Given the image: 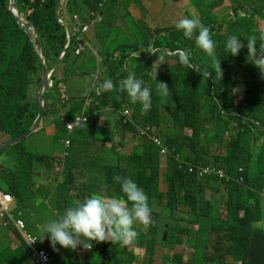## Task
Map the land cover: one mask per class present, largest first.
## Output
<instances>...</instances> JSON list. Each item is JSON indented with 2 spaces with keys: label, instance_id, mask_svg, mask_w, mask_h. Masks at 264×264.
Instances as JSON below:
<instances>
[{
  "label": "trees",
  "instance_id": "trees-1",
  "mask_svg": "<svg viewBox=\"0 0 264 264\" xmlns=\"http://www.w3.org/2000/svg\"><path fill=\"white\" fill-rule=\"evenodd\" d=\"M61 1L14 0L13 4L16 11L21 15V19L32 24L38 32L48 67H51L65 52L70 43L69 32L72 35L70 48L60 62L64 66V73L60 76L59 67H57L52 77L53 87H50L45 94L44 106L46 111L41 123L47 118L49 112L57 110L58 106L74 104L62 118L55 119L56 127L60 125L63 119L65 121L75 119L78 112L83 109V106L78 107L77 103L67 102L60 90L67 78L81 74L77 71V67L79 64H84L81 56L83 54L78 55L76 53L81 31L84 24L93 20L99 12V0H67L58 10ZM220 1L216 0L210 5L208 2L201 3V0L195 3L201 15L199 20L203 25L210 28L212 39L216 44V55L218 59L223 61L222 76L219 77L218 81L215 80L214 75H210L205 84L204 93L200 92L203 76L197 67L200 60L195 61L192 55L191 48L196 54L200 50L196 47L194 38L191 40L184 38L182 32L177 31L174 27L168 31L167 36L158 41L152 32L147 31L142 34L137 46L123 48L120 56H115L112 51L103 54V62L113 61L114 64L107 67V73L111 74L110 80L118 85V78L115 75L119 73L124 78L132 72L135 73L137 79L150 78L149 82L153 80L149 73L155 63L152 56V46L154 49H159L158 54L166 61L178 60L175 65L166 64L163 73L170 93L165 106L171 111L172 120L158 121L159 106L164 102H155V95L156 97L159 96L151 89L152 103L147 112L141 111L139 103H130L129 98H120L113 91L102 90L101 95L96 98L95 108L90 112L91 118L86 123L90 133L92 131L90 122L99 117V109L103 106L106 107L107 101H111L118 107L127 106V110L132 114L131 119L125 123L122 119V124L128 127L131 132L137 131L143 142H139L134 152L124 157L126 164L116 166L114 168L115 175L107 178V194L113 195V192L109 190L114 189L115 195H120L119 183L113 178L115 176L124 177L125 174L122 172L127 170V172H138L141 175L135 182L149 193L150 200L148 202L152 205L161 204L165 194L166 197L174 200L171 206L173 209L177 205L183 206L185 210H183V217L180 216V219L185 225L175 226L169 223L168 226H162L160 229L161 234L158 238L166 242L167 249H174L176 245L175 236L186 232L188 225H195L200 219L202 221L210 219L216 223V226L223 225L217 216H213L214 206L227 211L228 227L229 224H232L244 232L247 229L252 230L247 234L262 237L264 242V228L256 226L258 223L264 222V144L257 157L251 153L254 135H260L264 142V74H261L252 63L247 61L246 47L239 51L235 59L230 54L225 53V43L228 37L232 35L240 38L245 45L247 39L255 35L257 37L256 48L259 50L261 43L259 36L264 32V23L261 27L260 22L261 19H264V0H244L258 4L250 7L239 4L238 9L241 14L225 22L224 28H221L222 24L213 14V11L220 6ZM114 3V0H111V6ZM12 8L11 0H0V134L7 140L26 133L37 119L40 111L39 96L45 66L29 30L18 20ZM113 10L112 7L108 11L105 10L104 16L111 15ZM76 28L78 31L75 30ZM179 49L189 53L191 67L180 63ZM169 52L173 53L169 54ZM135 53L143 56L148 55V57L139 58L134 55ZM128 65L133 66V69ZM35 85L37 86V95L32 93V88ZM242 90H245L249 96L244 97L245 99L242 97L241 101L237 102V95L240 96ZM202 95L210 100L206 107H202ZM113 97L114 100L111 99ZM252 97L254 105H250ZM84 102L85 99L82 98L83 105ZM95 111L97 112L96 115H94ZM212 120L216 121V129L215 135L210 139L204 135L206 130L203 124ZM169 125L172 126L170 130L168 129ZM148 126H155L160 129L161 143L168 149L166 156H164L166 159L164 168H166L163 171L160 168V158L163 155L160 154V146L146 138L149 132L144 136L139 133V128H148ZM186 129L192 131L190 147L194 149V153L190 152L183 155L186 146L181 133ZM231 130L235 134L227 140L226 134ZM204 136L210 140L204 142ZM216 141H218L217 155L211 159L207 156V152L211 147L210 142ZM23 142L24 140L12 146L18 150V157L22 153L19 148ZM70 149H68L66 158L64 179L70 175ZM195 149L198 151L195 152ZM6 150L2 151L0 155L4 154ZM21 160L22 162L16 165V171H9L0 167L2 188L18 200L19 211L23 209L21 206L22 194L28 191L26 180L29 178L31 182L35 177L31 169L33 163H29L24 158ZM145 166L152 167V171L148 172L146 168L144 169ZM188 166H213L225 170L227 175L224 179H219L216 176L198 179L188 172ZM143 174L145 177H142ZM160 176L168 188L166 193L159 191ZM66 189L68 190L69 187L62 188L64 194L67 192ZM209 192L214 193V196L207 197L204 195ZM221 193H225L228 198L226 201L217 203V198L220 197ZM199 204L204 208L198 207ZM12 212L17 216L18 211ZM241 212H243V216H241ZM200 230L201 225H199L196 234ZM158 238L155 239L158 240ZM237 240L234 243H229L227 238L224 239L209 257L206 254L199 256L197 252L200 246L195 244L194 255L186 262L184 259L181 260L180 264H245L249 255H247L245 244L239 239ZM92 243H94L95 250L91 252L92 257L87 258L84 264H92L91 259L96 250L101 254L108 250L113 252V255L117 254L120 257L129 255L124 258L129 260L128 264H132L134 261V252L129 250L127 246L121 247L119 244L110 242L96 243L93 241ZM36 246L40 248L39 237H37ZM60 249L62 248L60 247ZM58 251L59 248L56 246L49 252L51 255L49 264H54L52 256ZM228 254L232 255V261L227 258ZM149 256L150 251L147 250L146 259ZM15 257H20L22 261L28 257L33 260L32 249L30 247L24 248L21 255ZM196 257L198 260L195 259ZM76 259L75 256L72 261L64 262V264H79ZM177 259L180 260L181 258H175V260ZM8 263L17 264L18 259L12 258ZM246 264H264V258Z\"/></svg>",
  "mask_w": 264,
  "mask_h": 264
},
{
  "label": "crops",
  "instance_id": "crops-1",
  "mask_svg": "<svg viewBox=\"0 0 264 264\" xmlns=\"http://www.w3.org/2000/svg\"><path fill=\"white\" fill-rule=\"evenodd\" d=\"M198 0H114V4L112 7L114 10L111 15L107 14L104 16V21L100 24H97L95 27L91 28L83 38L88 44L87 50L84 51L81 55L82 61L86 64L89 59L95 57L96 60L90 64L93 65L94 69L91 72V76H95L97 78V83L91 85L90 89L87 92V98L85 99L83 108H87L88 112H91L96 106V98L99 97L102 93L101 85L105 79L108 77L107 75V66H112L114 63L113 61H108L107 63L103 62V54H106L109 51H112L115 56L121 55V50L123 48H132L139 44L141 40V36L143 33L150 31L154 34L156 40L161 41L165 36H167L168 31L172 30L175 27L176 23L183 18H191L195 17L196 15L201 18L199 10L196 8L195 3ZM216 0H201V3L208 2L209 5L214 3ZM241 0H221L220 6L213 11V14L216 18L217 16L222 17V15L229 13L225 18H223L224 22L228 20H232L241 14V11L238 9V5L240 4ZM233 7L232 10H230ZM261 27L264 23V19H261ZM163 31V32H162ZM165 32V33H164ZM96 46V48L94 47ZM153 50L152 56L154 62L156 63L160 54L154 56L158 53V48L154 49L153 46L151 47ZM101 52V57L99 56V52ZM139 58H147L148 55L143 56L138 53L134 54ZM121 61V58L119 57ZM152 67V71H150V75L155 72V66ZM89 64V63H88ZM128 67H133L128 65ZM99 68V74H97V69ZM163 74V73H162ZM164 75V74H163ZM125 79L124 77H119L117 80L118 82ZM149 79H140L143 81V86L149 87ZM62 86V85H61ZM119 93H124V91L119 90L118 85L116 87ZM115 88V89H116ZM113 90V92L115 91ZM95 94V95H94ZM64 97V93H63ZM111 99H115L114 97ZM109 108L108 112L105 117L101 114L98 118L94 121L90 122V127L92 131L89 133L88 136L84 137L86 142H73V139L70 136L72 145L70 149V175L67 178L77 174L82 169L81 165L84 163L86 165L94 164L98 166L101 171L102 175L105 178H109L115 175L114 168L118 165L124 166L126 164L124 157L129 156L131 152H134L135 147L137 145L134 142H143L138 136L137 131L131 132L128 127H125L122 124L125 123L124 117V110L127 109L125 107H118V105L112 104V102L107 101L105 103ZM71 106L74 104H70ZM76 105H79L77 103ZM63 106H58V109ZM119 108V109H117ZM70 108H64L63 116L66 111ZM116 110H120L121 118L117 119L113 118L112 112ZM129 109V108H128ZM100 110V109H99ZM96 112V111H95ZM52 113V112H50ZM91 118V116H90ZM90 120V119H89ZM113 122L114 131H110L109 125L110 122ZM43 123V122H42ZM40 124V126L42 125ZM119 126H118V124ZM39 126V127H40ZM120 128V130H119ZM87 131L84 132L82 135H86ZM130 133V135H128ZM97 134H101L103 136L102 139L97 140L95 136ZM120 136V137H119ZM1 137V134H0ZM83 139V138H82ZM2 144V143H1ZM0 144V145H1ZM75 145L74 148L72 146ZM65 146V145H64ZM85 148V151H82ZM131 149L130 152L123 154L122 150L124 149ZM121 154V158L117 159L118 156L116 154ZM161 154V153H160ZM42 157V161L39 162L40 164L33 163V167L31 168L32 171L37 175L32 179V183L28 178L27 185L28 191L23 192L22 194V203L21 206L24 209V213L22 210H18V200L15 198L13 204V210H16L21 213V218L24 217L26 214L28 217V223L26 220L22 219L26 225V230L30 234L36 235L39 237V246L40 248L46 249L49 252L52 251L53 246H51L47 236L43 238V232L41 231L42 226L52 221L53 219L59 218L61 213L57 214L55 210H52L48 204H46V196L49 194L47 188L49 185V180L58 179L59 171L56 169L57 176L54 178V174L49 177L47 172H43L40 167L45 169H53L54 163L49 162L46 160V155L40 154ZM124 155V156H122ZM61 159V158H60ZM66 163V161H65ZM32 164V163H31ZM30 164V167H31ZM42 164V165H41ZM44 164V166H43ZM40 166V167H37ZM1 167V166H0ZM161 168V165H160ZM161 169H164L162 167ZM65 174V168L64 173ZM160 176V181H161ZM64 179V180H66ZM107 180V179H106ZM163 180V179H162ZM160 181H159V191L160 192H167L168 188L166 186L165 191L160 190ZM34 186H33V185ZM64 187H69L65 185ZM63 187V188H64ZM142 188V187H140ZM147 196L149 193L146 189L142 188ZM70 187L67 190L66 194L70 191ZM110 192H113V195L107 194V188L104 187L102 189V195L107 197H118L122 196L120 192L119 196H116L114 189H110ZM207 197L214 196V193L209 192L208 194H204ZM163 200L161 204L152 205L149 203L150 207L152 208V219L153 224L148 227L144 228L139 223L134 225L135 230L138 233L137 238L140 235L141 231H145L151 228V232L146 239L141 240L137 243V238L127 247L129 250L131 249L133 252L135 249H138L140 255L133 253L134 260L140 261V264H144L143 260H146L148 264L151 261H159L162 260V264H166L164 260L170 258H183L186 262L189 258L194 255L195 252V244H198L200 247L198 248V254L201 256L202 254H206L208 257L217 246L227 238L228 242L231 243V237L238 235L237 232L234 231H243L242 229L238 228L235 225L229 224L227 221V211L222 208L213 207V216H217L222 222L223 225L216 226V223L212 222L210 219L202 221L200 219L197 224L195 225H188L186 232H183L179 235H176L174 240L176 241V245L174 249H167L166 242L161 241L159 235L161 234V227L168 226L169 223L178 226L179 224L185 225L182 223L180 216L183 217V209L180 205H177L174 209L171 207L174 203V200L166 197L163 195ZM150 200V199H149ZM67 201V200H66ZM77 202H73L74 205ZM59 209L63 208V200L60 199V202L57 203ZM71 205V206H73ZM197 205V204H195ZM200 208H204L202 205H198ZM181 208L183 210H181ZM62 211V210H61ZM65 212V211H64ZM206 213V211H205ZM241 216H243V212H241ZM199 225H201V230L198 234L196 232L199 230ZM27 226L30 227V230L27 229ZM257 227L264 228V222H260L256 225ZM13 229L14 232L9 230V233L4 235L5 242L8 243V248L12 252H18L19 250L22 251L25 248V242L21 236V234L15 229L14 226L8 227ZM191 229V230H190ZM1 231V228H0ZM252 232V230L247 229L245 234ZM13 236V237H12ZM43 238V239H42ZM155 238H158L155 239ZM258 238V237H257ZM107 242V241H106ZM153 246L154 256H149L146 259V248L147 246ZM59 248V251L54 253L52 258L54 260V264H64V262L72 261L76 256V261L79 264H84L87 258H91V252L86 251L84 248H81V252L74 253L70 249H60L59 245H56ZM55 246V247H56ZM129 255L121 256L122 258H127ZM18 259L17 264H30L31 257H28L26 260L22 261L20 257H15ZM14 258V259H15ZM228 259L233 258L232 255H227ZM23 262V263H22Z\"/></svg>",
  "mask_w": 264,
  "mask_h": 264
},
{
  "label": "rangeland",
  "instance_id": "rangeland-1",
  "mask_svg": "<svg viewBox=\"0 0 264 264\" xmlns=\"http://www.w3.org/2000/svg\"><path fill=\"white\" fill-rule=\"evenodd\" d=\"M258 3H249V2H245L244 0L240 1V5L241 6H246V7H250L251 5H257ZM111 4L108 5L106 11H108V9L110 8ZM233 7L230 9L232 10ZM230 13V12H229ZM227 12V14H224L220 16H217L219 19V22L222 24L221 28H224L223 26L225 25V22L223 21V18H225V16H227L229 14ZM194 17V16H193ZM191 17V18H193ZM197 18L200 19V17H198L197 15L195 16ZM24 24L27 25V22L24 21ZM65 24V22H62ZM28 29L32 30L30 27H27ZM89 31H83V36ZM83 36H81L79 38V40L81 39L82 41L79 42L78 44V48L76 49V53L78 55H81L84 51L87 50L88 44L85 41V39L83 38ZM72 35L69 32V38H70V43L68 44L65 52H63V57L65 55V53L69 50L70 45L72 43ZM193 43V42H192ZM193 45V44H192ZM94 47L96 48V46L94 45ZM192 49V55L193 58L195 59V61L200 60V64L197 66L199 67L198 69L203 73L205 70H213V63H212V58L206 56V54L202 51L199 50L198 54H196ZM99 52V51H98ZM173 52H169V54H172ZM216 54V52H215ZM101 52H99V56L101 57ZM157 54H155L154 56H157ZM62 56V55H61ZM61 56L58 58V60L63 59V57L61 58ZM216 58L218 59L217 55ZM235 59V57H233ZM57 60V61H58ZM96 60L95 57L89 59L88 63L86 60V64H79L77 67V71L81 74L75 75V76H70L69 78H67L65 80V82L62 84L61 86V92L64 93V99L67 100V102H73V103H78L79 102V106H83L82 103V98H87V92L88 90L91 88V85H94L97 83V78L95 76H91L90 71H92L94 69L93 65L90 64L92 62H94ZM56 61V62H57ZM176 59H171L169 61H166L165 58H163L161 55L158 58L157 62L155 63V66L159 67H155V72L152 74L153 80L149 83V87L151 90H153L154 93L157 94L156 97L155 95V102H164L163 104H160L159 106V115H158V121H171V111L165 106L167 105V100L169 99L170 93L168 92V95L165 97H161L160 95H158L157 93V87H158V83H165L167 80H165L166 78L164 77V75L162 73L165 72V65L166 64H171V65H175L177 64ZM58 64L57 67H59L60 71V76H62V74L64 73V66L63 64ZM223 65V61L220 60V66L222 67ZM109 67V66H107ZM154 68V67H153ZM131 69H133L131 67ZM153 70V69H152ZM97 74H99V68L97 69ZM121 73L116 74L115 77L119 78L121 77ZM211 75L215 76V80L218 81L219 80V76L217 73H212ZM108 78L107 79H111V74L105 75ZM207 83V79L203 77L202 79V86L200 87V92L203 94L204 93V89H205V84ZM166 84V83H165ZM117 85V84H116ZM32 93L34 95H37V86L35 85L32 88ZM114 94L120 98H124L127 99V93H119L118 89L116 88L114 91ZM249 95L245 92V90H242L241 95H237V99L236 101L239 102L241 101L242 97H248ZM245 99V98H244ZM202 107H206V104L210 103V100L208 98H206L204 95H202ZM250 105H254V99L252 97V100L250 101ZM71 105L67 104L64 105L63 107L53 111L52 113L49 112L47 118H45V120L43 121L42 125L36 130V132H34L33 134H31L29 137H27L24 142L22 143V146L19 148V150L22 152L20 157H18V150L14 149L12 146L6 148L7 150L5 151L4 154L0 155V166L3 167V169L6 168V170L9 171H16V165L20 164L22 162L21 158H24L26 160L29 161V163H36V164H40L39 162L42 161V157L40 154L46 155V160L49 162H53L54 166L53 169H45L40 167V169L43 172H47V174L49 175V177L51 175L54 174V178L57 176V162L60 159V156L64 153L65 151V146H64V142L66 139L67 134V130H66V125L64 124V122L62 121L60 123L59 126L56 127L55 124V119H60L63 116V110L64 108H70ZM108 108L109 107H101L100 108V112L101 114L105 117V115L108 112ZM109 109H114V108H109ZM131 110V109H130ZM78 114H81V110L78 112ZM131 113L129 115V113L126 115L125 121L128 122L131 119ZM112 116L113 118L119 119L121 118V112L120 110H116L112 112ZM118 124V123H117ZM109 125L110 131H114V127L115 125H113V122L111 121ZM119 126V124H118ZM206 132L204 133V135H207L208 138H212V136L215 135V129H216V121L212 120V121H208L205 122L203 124ZM172 128L171 125L168 126V129L170 130ZM120 130V128H119ZM86 135H82L84 132H86ZM182 136L184 138L183 142L185 143L186 149L183 151V155H187L188 153L192 152L194 153V149L190 147L191 143L190 139L192 138V131L189 129H186L185 131H183ZM235 132L234 131H229L226 134V138L228 140V138H230L231 135H234ZM89 135V126L88 124L84 123L82 124V126H80L79 128H77L73 134L71 135V138L73 139V142H86V140L84 139V137ZM128 135H130V133H128ZM120 137V136H119ZM207 137L204 136V142H206ZM83 138V139H82ZM103 136L101 134H97L95 136V139L100 140L102 139ZM203 139V137H202ZM7 140L6 137H4L3 135H1L0 137V144L4 143ZM218 141L216 142H210V149L207 152V156H209L211 159H214V157L217 155V148H218ZM18 144V143H16ZM135 145H138L139 142H134ZM264 142H263V138L260 137V135H254L253 139H252V145H251V150H252V154L254 157H257V155L260 152V148L263 146ZM72 145V142H71ZM75 145L72 146V148H74ZM70 149V148H69ZM82 151H85V148H82ZM68 151V150H67ZM131 149H124L122 150L123 154L130 152ZM198 149H195V152H197ZM2 151H0L1 153ZM198 154V153H197ZM118 156L117 159L121 158V154H116ZM124 156V155H122ZM164 156L166 155H162L160 158V162H161V168L164 167L166 165V159L164 158ZM141 158H146L145 156H139ZM42 165V164H41ZM44 166V164H43ZM82 169L80 172H78L77 174L71 176L68 180H64V176H63V180L59 179H50L49 180V185H48V192L49 194L46 196V204H48V206L52 209L55 210L57 214L61 213V215H63L64 211L71 205H73V202H79V201H83L86 198L92 196V195H102V189L104 187L107 186V178L103 177L102 175V171L101 169L94 165V164H90V165H86V164H82L81 165ZM147 169L148 172L152 171V167L150 166H145L144 169ZM166 168V167H165ZM164 168V169H165ZM164 169H161L162 171ZM32 173L37 176L33 171ZM122 173L125 174V176L133 179L134 181H136V179L138 177H140L141 175L138 172H127V170H124ZM221 174L222 176H224L226 174L225 170H221ZM65 175V174H64ZM206 176V174L204 175ZM142 177H145V175L143 174ZM199 177H201V175H199ZM68 185L70 187V191L68 192V194H64L62 192V188ZM120 188V185L118 186ZM160 190L161 191H165L166 190V184L164 183V181L161 178L160 181ZM227 195H225V193H221L220 197L217 198V203L223 202L227 200ZM60 199L63 200V208L59 209L57 203L60 202ZM67 200V201H66ZM184 209V207H182ZM181 208V210H183ZM62 210V211H61ZM22 213H24V209H22ZM24 220H26V222L28 223V217L25 214L24 217L22 218ZM0 264H9L8 262L10 261V259H14L15 256H20L21 255V251L19 250L18 252H12L10 251V249L8 248V243L5 242L4 239V235L5 233L8 234L9 230L14 232L13 229L5 227L3 225V223L0 221ZM27 229L30 230V227L27 226ZM151 228L145 230V231H141L139 237L137 238V243H139L141 240L146 239L147 236H149L150 232H151ZM13 237V236H12ZM25 248H27V245H25ZM88 252H92L94 251V243H93V247L91 249H85ZM72 252L74 253H79L81 252V247H77L75 250H72ZM134 253L137 254L138 256L140 255L138 249L134 250ZM117 258H119V260H117ZM196 260H198V257L195 258ZM120 261V262H119ZM129 260L128 259H124L121 258L120 256H118L117 254L113 255V252H110L108 250H105L103 252V254H101L98 250H96L94 252L93 258L91 259V263L92 264H128ZM144 264H148V262H146V260H143ZM30 264H34L33 261H30ZM132 264H140V261L138 260H134L132 262ZM149 264H162V260H159L157 262L155 261H151ZM175 264H180V262L175 261Z\"/></svg>",
  "mask_w": 264,
  "mask_h": 264
},
{
  "label": "clouds",
  "instance_id": "clouds-1",
  "mask_svg": "<svg viewBox=\"0 0 264 264\" xmlns=\"http://www.w3.org/2000/svg\"><path fill=\"white\" fill-rule=\"evenodd\" d=\"M108 5L103 11H101L99 1V12L95 15L93 20L84 24L83 29L86 25H92L100 13L102 15V20L92 25L91 28L102 23L104 21V12ZM91 28L89 30H91ZM175 28L177 31L182 32L184 38L189 40L194 38L196 47L202 50L206 56L212 58V63L214 66L213 70H205L201 75L208 79L212 73H218L219 77L221 78L222 69L220 66V59L216 58V44L212 39L210 28L203 25L197 17L180 19L176 23ZM83 29L81 31V36L84 34ZM259 40L261 43L259 44L258 50L256 48L257 37L255 35H252L247 39L246 45L237 36H229L225 43V53L235 57L239 54V51L242 48L246 47L247 61L252 63L261 72V74H264V32L260 34ZM79 41L81 42L82 40L80 39ZM178 51L180 63L191 67L189 53L183 49H179ZM116 87L117 85H115L110 79H105L101 85V89L103 91H113ZM118 88L119 90L127 93L130 103H139L141 105L142 112H147L150 110L152 103L151 91L149 88L143 86V81L137 79L135 73L130 72L125 79L119 81ZM168 92L169 89L166 84L158 83V95L165 97L168 95ZM83 109L81 110V114L83 113ZM85 114L88 116L89 121L90 112H85ZM78 115L79 114H77V116ZM124 117L126 118L125 114ZM148 128L151 130L148 131L149 133L147 134L146 138H148L154 144L160 146L161 154L163 150H165L167 153L168 149L161 143L160 129L155 126H148ZM144 129L146 128H139V133ZM153 138H156L159 143L155 142ZM113 179L119 183L120 192L122 193L123 198L107 197L97 194L92 195L83 201H79L73 206H69L62 216L57 219H53L42 226L41 231L44 234L43 238L47 236L53 248H55L56 245H59L61 248L70 250H75L77 247L91 249L93 247V241L96 243L107 241L110 243L119 244L121 247L130 245L138 236V233L134 228L135 224L139 223L144 228H148L153 224V210L148 202L149 197L133 179L127 176H115ZM3 191L5 190L3 189ZM12 197L14 198L13 195ZM234 232H237L238 235L231 237V243H234L235 240L239 239L245 244L247 249V255L249 256L245 264L247 262H257L259 259L264 258V242L262 237L257 238L255 236L245 234L244 231L239 230ZM147 250L150 251V256L153 257V246L150 248L148 245L146 252ZM181 260H183V258L180 260L170 258L164 260V262L166 264H175V261L181 262ZM229 260L232 261L233 258Z\"/></svg>",
  "mask_w": 264,
  "mask_h": 264
},
{
  "label": "built area",
  "instance_id": "built-area-1",
  "mask_svg": "<svg viewBox=\"0 0 264 264\" xmlns=\"http://www.w3.org/2000/svg\"><path fill=\"white\" fill-rule=\"evenodd\" d=\"M100 1V9L103 11L105 7L110 3L111 0H99ZM102 20L101 13L98 15L96 20L92 23L94 25L97 22H100ZM92 25H86L83 29V31H86L91 28ZM76 31H78L76 29ZM83 113L76 116L75 119L64 121V124L66 125L67 130V136L64 142L65 145V151L60 156L61 159L57 162V170L59 171V179L62 180L64 168H65V161L68 156L67 149L71 146V139L70 136L73 134V132L82 124L86 123L88 121V116L85 114L87 112V108H84ZM129 111L126 109L123 114L127 115ZM97 112H94V115H96ZM150 128H146L144 130L140 131L141 135H146L148 131H150ZM155 142L159 143V141L156 138H153ZM162 154L165 155V150L162 151ZM188 172L192 175H194L196 178L201 179L205 177H212L216 176L219 179H224L226 177V174L222 176L221 170L213 167H193L188 166ZM206 174V176H204ZM201 175V177H199ZM13 204H14V198L11 194L3 191L1 188V180H0V221L3 223L5 227H11L14 226L15 229L21 234L24 242L27 244L28 247L32 249V259L35 264H49L51 255L49 251L38 248L37 245V236L30 234L26 231V225L24 221L21 218V213L17 212V216L12 212L13 211Z\"/></svg>",
  "mask_w": 264,
  "mask_h": 264
},
{
  "label": "water",
  "instance_id": "water-1",
  "mask_svg": "<svg viewBox=\"0 0 264 264\" xmlns=\"http://www.w3.org/2000/svg\"><path fill=\"white\" fill-rule=\"evenodd\" d=\"M67 0H62L61 3L59 4V7H58V10H60L62 4H64ZM11 4H12V9H14V12H15V15L16 17L18 18V20L20 22H24L22 19H21V15L16 11L15 9V6L13 5L14 4V0H11ZM26 27H30L32 30L28 29L29 30V33H30V36L34 39L37 47H38V50H39V53L41 55V58L45 64L44 66V78H43V83H42V89L40 91V96H39V102H40V111H39V115L37 117V119L35 120V122L33 123L32 127L30 128V130H28L26 133L16 137V138H13V139H9V140H6L4 143H2L0 145V151H4L6 148L12 146V145H15L16 143L18 142H21L23 140H25L27 137H29L32 133H34L40 126L41 124V121L44 117V114H45V111H46V108L44 106V100H45V94H47L48 90L50 87L53 86V81H52V76L54 74V72L56 71L57 69V66L60 62V60H58L57 62H55L51 67H48L46 65V61H45V54H44V51H43V48H42V44L38 38V32H36L34 26L32 24H29L27 23L24 24ZM63 57V54L61 56V58Z\"/></svg>",
  "mask_w": 264,
  "mask_h": 264
}]
</instances>
